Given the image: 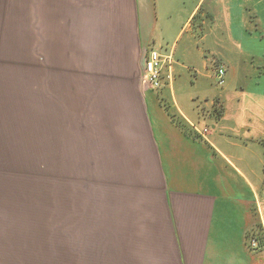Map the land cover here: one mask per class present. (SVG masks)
Instances as JSON below:
<instances>
[{
	"label": "crops",
	"instance_id": "0c3cea01",
	"mask_svg": "<svg viewBox=\"0 0 264 264\" xmlns=\"http://www.w3.org/2000/svg\"><path fill=\"white\" fill-rule=\"evenodd\" d=\"M12 1L0 0V226L13 206L2 171L13 168ZM240 2H230L239 26L219 49L226 77L215 91L187 89L182 37L207 35L202 8L225 15L226 0H39L56 187L52 241H25L38 254L56 264H264V246L249 247L253 234L264 244V41L233 38L244 31ZM249 3L264 36V0ZM152 48L173 58L160 89L143 78Z\"/></svg>",
	"mask_w": 264,
	"mask_h": 264
},
{
	"label": "rangeland",
	"instance_id": "374dc122",
	"mask_svg": "<svg viewBox=\"0 0 264 264\" xmlns=\"http://www.w3.org/2000/svg\"><path fill=\"white\" fill-rule=\"evenodd\" d=\"M231 1L236 3L244 1L240 2L239 6L246 8L242 12L243 34L235 33L233 38L240 44L242 41L246 44L248 39L254 36L258 37L260 42L264 41L263 33L258 30L251 3L248 5L249 0H226L229 13L225 15L216 11L210 15L202 16V8L199 18L204 23L207 35L203 38L197 34L191 36V31L186 29V34L182 37V41L186 38V45L189 47L186 51V63L189 65L186 69V78L187 85L191 87L187 89L193 88V85H196L198 89H214L215 91H220L223 88L224 85H220L215 79L214 70L219 65L217 58L220 57L221 45L232 43L231 36L227 34L230 23H233V30H236L237 25L239 26L232 16L236 13L232 14ZM263 5L264 3L261 4L262 8ZM11 6H13V16L10 15L8 26L13 41L9 57L13 63L10 76H13L14 83L11 84L13 98L11 100L9 98V109L13 102V108L11 112L9 111V119L11 117L13 120V124L9 125V138H12L13 144L9 147L13 168H9V172L7 169H2V171L8 173L3 175V182L4 188H9L13 206L9 210V218H4L3 225L0 226V264H56L54 259H48L38 254L35 245L30 246L32 243L25 242L28 236L50 241L54 237L56 162L52 146L53 138L50 136L51 132L46 134L41 111L38 65L39 0H13ZM234 8L238 9V4H235ZM5 17L6 11H4L3 27ZM187 26L188 24H186V28ZM159 33L157 31V35ZM191 59L194 63L188 64ZM206 60L209 63L208 69L201 65V62ZM167 68L168 64L164 67V71ZM238 68L241 70L240 67ZM245 68L243 66L242 70L244 71ZM196 72L199 80L194 75ZM240 74H242L241 71ZM163 77H166L165 72ZM241 79H244L243 74ZM237 83L235 82V84ZM237 85L239 89L240 84ZM5 137L6 131L3 134V138ZM256 234H260V231ZM253 236L254 234L249 239Z\"/></svg>",
	"mask_w": 264,
	"mask_h": 264
},
{
	"label": "built area",
	"instance_id": "2783aa9c",
	"mask_svg": "<svg viewBox=\"0 0 264 264\" xmlns=\"http://www.w3.org/2000/svg\"><path fill=\"white\" fill-rule=\"evenodd\" d=\"M171 54H165L157 49H150L145 56L143 78L154 88H161L164 84V67L172 63ZM214 77L220 85L224 84L226 77V67L220 64L214 70ZM264 246L259 236L254 235L249 239V247L258 250Z\"/></svg>",
	"mask_w": 264,
	"mask_h": 264
},
{
	"label": "trees",
	"instance_id": "16d2710c",
	"mask_svg": "<svg viewBox=\"0 0 264 264\" xmlns=\"http://www.w3.org/2000/svg\"><path fill=\"white\" fill-rule=\"evenodd\" d=\"M261 238H262V237H261ZM261 238H260V239H261Z\"/></svg>",
	"mask_w": 264,
	"mask_h": 264
}]
</instances>
